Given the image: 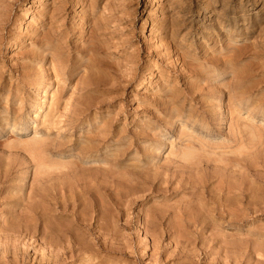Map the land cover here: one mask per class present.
Masks as SVG:
<instances>
[{
  "label": "rangeland",
  "instance_id": "obj_1",
  "mask_svg": "<svg viewBox=\"0 0 264 264\" xmlns=\"http://www.w3.org/2000/svg\"><path fill=\"white\" fill-rule=\"evenodd\" d=\"M0 264H264V0H0Z\"/></svg>",
  "mask_w": 264,
  "mask_h": 264
},
{
  "label": "bare ground",
  "instance_id": "obj_2",
  "mask_svg": "<svg viewBox=\"0 0 264 264\" xmlns=\"http://www.w3.org/2000/svg\"><path fill=\"white\" fill-rule=\"evenodd\" d=\"M103 101V100H102ZM44 141V140H43ZM41 143V142H40ZM35 146V145H34ZM31 147V146H30ZM37 149V148H36ZM215 151V150H214ZM68 251V250H67Z\"/></svg>",
  "mask_w": 264,
  "mask_h": 264
}]
</instances>
